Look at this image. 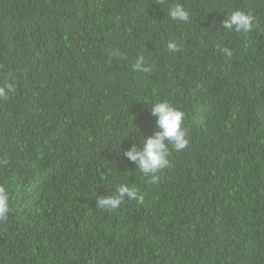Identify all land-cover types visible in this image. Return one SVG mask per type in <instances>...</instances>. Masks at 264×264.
Listing matches in <instances>:
<instances>
[{
  "label": "trees",
  "instance_id": "1",
  "mask_svg": "<svg viewBox=\"0 0 264 264\" xmlns=\"http://www.w3.org/2000/svg\"><path fill=\"white\" fill-rule=\"evenodd\" d=\"M237 9L249 32L224 29ZM140 55L151 72L132 70ZM13 82L0 264H264V0H0ZM157 101L185 113L189 143L153 182L125 153L156 131ZM120 184L143 202L100 210Z\"/></svg>",
  "mask_w": 264,
  "mask_h": 264
},
{
  "label": "clouds",
  "instance_id": "2",
  "mask_svg": "<svg viewBox=\"0 0 264 264\" xmlns=\"http://www.w3.org/2000/svg\"><path fill=\"white\" fill-rule=\"evenodd\" d=\"M172 21H184L189 19V12L179 3L174 4L168 12ZM224 29L235 32H249L253 27V16L242 10H235L223 21ZM167 48L171 53L180 51V45L175 40L167 43ZM227 58L233 56V51L228 47L222 49ZM114 54H121L118 51ZM122 55V54H121ZM131 68L137 73H149L152 66L147 64L142 55L135 58ZM15 91V83L6 84L0 87V97L7 98L9 93ZM150 111L155 116L156 131L153 135L144 138L141 141V147L137 149L131 147L125 155L130 161L136 162L138 170L145 176H150L153 182L158 177L156 173L169 166V157L171 151L180 152L185 149L189 143L186 131L184 129L185 113L179 108L173 107L167 101H157L151 103ZM6 164L7 161H0ZM111 195H101L97 199L96 206L100 210H117L127 199L143 202V196L138 193L137 188L127 184H120L115 188ZM9 214V192L7 188L0 185V222L6 221Z\"/></svg>",
  "mask_w": 264,
  "mask_h": 264
}]
</instances>
